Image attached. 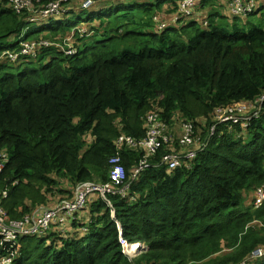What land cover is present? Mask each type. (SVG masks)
<instances>
[{"label": "trees", "instance_id": "obj_1", "mask_svg": "<svg viewBox=\"0 0 264 264\" xmlns=\"http://www.w3.org/2000/svg\"><path fill=\"white\" fill-rule=\"evenodd\" d=\"M26 1L16 9L0 0L1 207L18 220L71 200L81 183H112L115 155L125 178L113 185L129 191L126 198L92 193L63 225L18 238L13 264H264V255L252 257L264 248V202L253 205L264 190V102L246 125L216 124L207 147L175 169L150 167L133 177L144 151L117 144L121 135L144 138L150 112L169 129L191 122L203 138L218 108L254 105L264 95V27L245 30L246 21L228 16V30L208 12L205 27L187 18L158 29L155 15L182 0L94 3L76 18L39 14L57 0ZM261 5L246 17L264 19ZM95 20L92 33L118 23L117 34L99 43L131 39L133 49L83 42L70 44L76 53L67 55L57 48L59 36L69 39L79 23ZM22 43L34 47L23 53ZM178 149L176 140L160 143L149 160ZM119 229L127 243L145 247L136 258L124 255Z\"/></svg>", "mask_w": 264, "mask_h": 264}, {"label": "built area", "instance_id": "obj_2", "mask_svg": "<svg viewBox=\"0 0 264 264\" xmlns=\"http://www.w3.org/2000/svg\"><path fill=\"white\" fill-rule=\"evenodd\" d=\"M61 1L62 0H57V4ZM229 1L232 15L234 16H246L252 13L257 7L255 6L254 0ZM52 2H50L47 8H45L48 14L55 12L52 10ZM26 3V0H13L12 4L14 8L20 9ZM93 4L94 0H92V2L86 6L91 7ZM178 9L181 14L179 22L183 19L189 18L193 14V11L190 13L188 10L187 13H184L182 9V3ZM59 10H61L60 7ZM155 19L158 22V29H164L165 27L169 26L161 23L157 15H155ZM22 45L23 53H27V51L32 50V46L34 47V43H22ZM64 53L67 55H72L76 53V50L71 47L68 48ZM8 56L9 59L13 61L14 56L10 54ZM262 102H264V95H261L254 105L242 102L223 109L218 108L216 110L215 123L209 128L206 136L203 138L200 136L199 131L197 133L195 132L191 122H177L174 124L173 128L169 129L166 122L161 119V116L158 112H150L146 116L145 120L147 131L144 138L138 140L128 135H121L117 140V144L121 145L124 143L129 146L140 147L144 151L139 165L135 168L134 173L132 174L133 177H135L140 171L150 167L166 165L168 169H175L183 165L185 162L194 159L207 147L210 137L215 133L216 124L231 122L246 125L251 119L257 118L260 115L261 109L259 105ZM175 140L179 146L178 150H172L171 152L165 153L157 163H153L151 160H149L152 154L155 153L156 148L160 143L165 142L170 145ZM4 160L5 154H1L0 172L4 168ZM109 162L112 166L109 174V178L112 183H81L75 187L73 198L71 200H63L54 207L46 208L42 206L36 209L33 213L25 215L21 219L10 220L0 204V249L2 251L0 256V264H13V261L17 255L16 245L18 238L23 236L41 235L55 224L63 225L67 218H74V213L84 206L85 201L90 194L96 192L103 196L104 194L119 193L123 198H126L129 191V184L120 189L113 185L120 183L125 178L123 165L121 164L117 155L113 156ZM5 196L6 192L0 194V198ZM263 202L264 190H259L256 192L253 205L255 208H257ZM118 240L122 245L124 255L128 258L137 256L141 250L145 249V247L139 243H127L122 238L120 229ZM132 247H134V249ZM263 255L264 248L256 249L252 253V257H259Z\"/></svg>", "mask_w": 264, "mask_h": 264}, {"label": "rangeland", "instance_id": "obj_3", "mask_svg": "<svg viewBox=\"0 0 264 264\" xmlns=\"http://www.w3.org/2000/svg\"><path fill=\"white\" fill-rule=\"evenodd\" d=\"M92 2V0H62L60 3L57 4V1H54L51 3L52 6V10L55 11V14H61V15H65L69 12V15L66 17H69L70 15H72V17L76 18V17H86L91 11H93V7H95V5L93 7L90 8V6H86L89 5ZM126 2L127 0H94V3H97L96 5H98L99 7L101 5H108L110 3L112 4H117L115 2ZM150 2H154V0H149ZM217 4L219 5V7L223 8L226 11V14L231 13V6H230V1L229 0H216ZM182 3V9L184 13H187V10L191 13L193 10L195 11L197 5H198V0H182L179 3V7ZM255 6L259 5L257 0H254ZM264 4V2H263ZM187 5V6H186ZM262 9H264V5H261ZM59 7L61 8L60 11ZM89 7V8H88ZM174 7V6H172ZM170 8V6H164L163 9L161 10V12L159 13L158 19L161 23H164L165 25H175L176 27L181 25L182 23L179 22L180 18H181V14L179 12V9L176 10L175 8ZM70 8V9H69ZM66 9V10H65ZM173 10V11H172ZM62 11V12H61ZM70 11H72V13H70ZM199 11V10H196ZM255 12V10L253 11ZM39 14L41 15H47L48 13L46 12V9H43ZM193 15V14H192ZM60 16V15H58ZM65 16H60L62 18H64ZM43 17V16H42ZM191 17V16H190ZM189 17V18H190ZM202 19L199 21H196V23L199 22V24L203 27H205V22H206V26L208 25V18L204 15H202ZM228 18V16H227ZM227 18H222V20L220 19V21H217L215 23H218L219 25L227 28L228 30L230 29V22L227 20ZM187 19V18H186ZM236 19L238 22H247V26L245 27V30H248V28L256 26V27H264V19L261 15V12H257L254 13L252 15L249 16H236ZM194 20V19H193ZM201 21H203V23H200ZM122 21H119V23H121ZM118 23L116 22H111L108 24V29H111L110 31H107V33L102 34L104 29H101L97 32H91V28L92 27H96L98 26L97 21L95 20L93 22V25H91L90 23L87 22H82L79 23L78 26L73 29L69 35H71V38L66 39L63 37H60L55 41V45H57V48L60 51L66 52V50L70 47V44H74V45H82L83 42H85L87 45L89 46H93L94 48H99L100 45H105V48L116 51L118 49H120L121 47H128L129 49H133L132 46V40L129 39L128 41L122 42V43H113L111 44L110 40H105L102 42H98L101 39L105 38L106 36H111V35H116L117 31H116V25ZM123 28H121L122 30ZM76 30L77 31V37H74L72 35L73 31ZM75 34V33H74ZM84 36V39L80 40L78 39L79 37ZM66 39L67 41L65 42ZM34 58V57H33ZM44 62V61H42ZM34 67H38L39 66V62H36L33 64ZM13 72H16V69L13 70ZM243 105V104H241ZM47 241H45L44 245H47ZM39 252V250L37 251ZM139 255V254H138ZM137 255V256H138ZM137 256L131 257L130 259H134Z\"/></svg>", "mask_w": 264, "mask_h": 264}, {"label": "crops", "instance_id": "obj_4", "mask_svg": "<svg viewBox=\"0 0 264 264\" xmlns=\"http://www.w3.org/2000/svg\"><path fill=\"white\" fill-rule=\"evenodd\" d=\"M257 1H258L259 5H260V4L264 5V4H263L264 0H257ZM213 2H214V4H215V3L217 4L216 0H214ZM214 4H213L212 7H209V8H207V7H205V8H201V7H198V6H197L196 9H195V11H194V13H193V15H192L189 19H187V21H188V20H193V19H194L193 21H199V20H201V19L203 18L202 15H204V16L207 17L208 12L215 14L214 21H220V19H217V15H218V14L224 16V18H226L227 16L235 17V18H236V16L232 15L231 13L226 14V11H225L223 8L219 7L218 4H217V6H214ZM214 7H216L217 9H215V10H211V9L214 8ZM196 10H199V11H196ZM225 16H226V17H225ZM229 19H230V18H229ZM229 19L227 18V20L230 22ZM184 21H185V20H184ZM182 23H183V22H182ZM198 23H199V22H198Z\"/></svg>", "mask_w": 264, "mask_h": 264}, {"label": "bare ground", "instance_id": "obj_5", "mask_svg": "<svg viewBox=\"0 0 264 264\" xmlns=\"http://www.w3.org/2000/svg\"><path fill=\"white\" fill-rule=\"evenodd\" d=\"M131 248V247H130ZM134 249V247H132Z\"/></svg>", "mask_w": 264, "mask_h": 264}, {"label": "water", "instance_id": "obj_6", "mask_svg": "<svg viewBox=\"0 0 264 264\" xmlns=\"http://www.w3.org/2000/svg\"><path fill=\"white\" fill-rule=\"evenodd\" d=\"M120 227V226H119Z\"/></svg>", "mask_w": 264, "mask_h": 264}]
</instances>
